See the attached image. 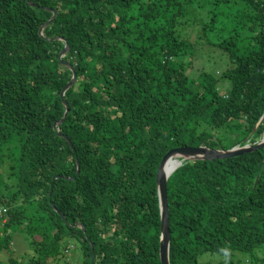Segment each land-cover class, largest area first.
<instances>
[{"label": "trees", "instance_id": "obj_1", "mask_svg": "<svg viewBox=\"0 0 264 264\" xmlns=\"http://www.w3.org/2000/svg\"><path fill=\"white\" fill-rule=\"evenodd\" d=\"M46 8L56 17L40 37ZM201 12L206 21L191 19ZM263 26L264 0H0V254L16 232L30 246L0 264H59L73 242L77 264H160L165 154L264 135ZM60 38L76 81L58 129L76 155L53 130L71 79ZM205 45L227 67L191 75ZM167 200L169 264H264V148L184 161Z\"/></svg>", "mask_w": 264, "mask_h": 264}, {"label": "water", "instance_id": "obj_2", "mask_svg": "<svg viewBox=\"0 0 264 264\" xmlns=\"http://www.w3.org/2000/svg\"><path fill=\"white\" fill-rule=\"evenodd\" d=\"M30 6H34L33 3H29ZM45 11L51 12L52 16L51 18L40 27L38 34L40 37H43V30L55 19L56 17V11L53 9H44ZM263 35H264V26H263ZM59 41L64 43V48L60 52L58 56L59 60V66L60 67H66L71 72V79L70 81L62 88L59 97L62 101V104L64 106V114L62 118L53 124V130L57 133L58 137L64 139L67 144L69 145L71 151L76 155L75 148L71 141L67 138L66 135L61 133L58 129V127L63 123V121L66 119L67 115L69 114V105L64 100V95L68 89H70L75 81H76V73L75 69L68 63H66L63 58L66 56V54L69 51V45L65 39H59ZM264 122V112L256 125V127ZM255 127V129H256ZM253 130V132L255 131ZM252 132V133H253ZM250 134V136L252 135ZM261 148H264V135L261 139V141L253 146L245 145L243 147H233L229 150H213L209 149L205 146H198V147H181V148H173L170 149L165 156L162 158L161 163L157 170L156 175V185H157V195H158V202H159V210H160V245H159V259L160 264H169V244H170V232H169V221H168V200H167V179L170 177V175L179 168L184 161H194V160H214V159H225V158H233L236 156H239L243 153H251L256 150H259ZM76 160V174H79V163L77 156H75ZM171 161L176 162V165L173 166L170 169H166L167 164ZM59 177H55L53 181H55ZM71 180H74V178H71ZM61 219L64 220V217L59 214ZM93 258L94 256L91 255L90 264H93Z\"/></svg>", "mask_w": 264, "mask_h": 264}, {"label": "rangeland", "instance_id": "obj_3", "mask_svg": "<svg viewBox=\"0 0 264 264\" xmlns=\"http://www.w3.org/2000/svg\"><path fill=\"white\" fill-rule=\"evenodd\" d=\"M191 19L197 22H203L207 20V16L205 15V13L201 12L199 14H194L193 16H191ZM198 29H199L198 27L195 28L193 26H187L181 31V34L187 40L192 41L193 43L197 42L200 48L201 45H200V40L198 38V34L200 31ZM226 61L227 59L221 56L219 50L211 46L205 45V47H202L201 52L198 55H196L195 59L193 60V64L191 65L190 68H188V70L189 73L194 76H196L197 73L201 70L207 72H216L217 74H219L221 69L227 67ZM68 247H67L68 249L66 248L64 257L59 258L58 260L59 264H77L79 261H81L80 260L81 258L78 259L79 256L78 244L73 242V244L68 245ZM8 252H10L11 257L18 259L30 253V246L21 233L16 232L12 235L9 251L4 250L0 254V261L5 262L7 260ZM208 260H209L208 255H205L201 259L203 264H209Z\"/></svg>", "mask_w": 264, "mask_h": 264}, {"label": "built area", "instance_id": "obj_4", "mask_svg": "<svg viewBox=\"0 0 264 264\" xmlns=\"http://www.w3.org/2000/svg\"><path fill=\"white\" fill-rule=\"evenodd\" d=\"M4 223H5L4 212L2 209H0V225H3Z\"/></svg>", "mask_w": 264, "mask_h": 264}, {"label": "bare ground", "instance_id": "obj_5", "mask_svg": "<svg viewBox=\"0 0 264 264\" xmlns=\"http://www.w3.org/2000/svg\"><path fill=\"white\" fill-rule=\"evenodd\" d=\"M175 165H176V162L171 161V162H169V163L167 164L166 169L168 170V169L172 168V167L175 166Z\"/></svg>", "mask_w": 264, "mask_h": 264}, {"label": "clouds", "instance_id": "obj_6", "mask_svg": "<svg viewBox=\"0 0 264 264\" xmlns=\"http://www.w3.org/2000/svg\"><path fill=\"white\" fill-rule=\"evenodd\" d=\"M238 147V146H237ZM0 209H2L3 210V208H0ZM4 212V211H3ZM4 219H5V215H4ZM5 221H6V219H5Z\"/></svg>", "mask_w": 264, "mask_h": 264}]
</instances>
